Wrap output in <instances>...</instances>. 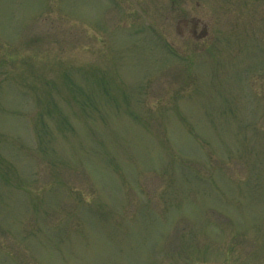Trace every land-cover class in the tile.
<instances>
[{
  "label": "rangeland",
  "instance_id": "374dc122",
  "mask_svg": "<svg viewBox=\"0 0 264 264\" xmlns=\"http://www.w3.org/2000/svg\"><path fill=\"white\" fill-rule=\"evenodd\" d=\"M0 264H264V0H0Z\"/></svg>",
  "mask_w": 264,
  "mask_h": 264
}]
</instances>
